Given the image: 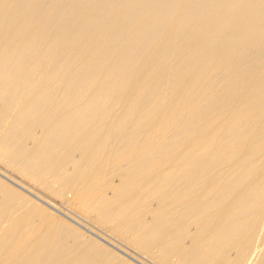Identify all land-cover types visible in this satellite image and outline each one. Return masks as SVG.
<instances>
[{"label":"bare ground","instance_id":"1","mask_svg":"<svg viewBox=\"0 0 264 264\" xmlns=\"http://www.w3.org/2000/svg\"><path fill=\"white\" fill-rule=\"evenodd\" d=\"M0 161L160 264H264V0H0ZM89 239L0 181V264H130Z\"/></svg>","mask_w":264,"mask_h":264},{"label":"rangeland","instance_id":"2","mask_svg":"<svg viewBox=\"0 0 264 264\" xmlns=\"http://www.w3.org/2000/svg\"><path fill=\"white\" fill-rule=\"evenodd\" d=\"M3 163L2 161H0L1 183L3 182L5 183V185H8L19 193L25 195V197H28V199H30L32 203H35L41 208H44V210L46 209V212L48 211L54 217H57L69 224L79 232L82 240H87L90 238L89 240H94L97 243L103 245L107 250L113 252L130 264L158 263L155 257L153 258L151 256L143 254L142 252L133 248L132 245L130 247V244H128L129 242L127 241V243L125 239H120V237H117L110 231L108 234V229L104 226V228L100 226L98 222L96 223L93 217H86L78 213V211L76 212V209L73 208L74 206H71L72 204L70 205V202H66L67 200H61L62 197L50 193L52 192L50 190H44L42 186L39 187L36 183H33L34 181L30 182V179L27 178V180L20 173L18 174L15 169L12 170L13 168L11 169L9 165L6 166L5 163L4 165ZM68 194H66V196H69ZM65 203L68 205H66ZM71 207L75 211L72 210ZM152 258L154 259V261Z\"/></svg>","mask_w":264,"mask_h":264}]
</instances>
